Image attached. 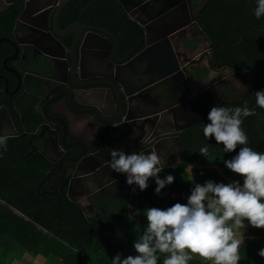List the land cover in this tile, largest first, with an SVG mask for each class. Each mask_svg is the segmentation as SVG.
Returning a JSON list of instances; mask_svg holds the SVG:
<instances>
[{
  "label": "water",
  "instance_id": "obj_1",
  "mask_svg": "<svg viewBox=\"0 0 264 264\" xmlns=\"http://www.w3.org/2000/svg\"><path fill=\"white\" fill-rule=\"evenodd\" d=\"M71 1L72 0H0V8H5L7 10L12 9L13 12L18 13L14 28L15 35L18 33L19 35L22 34L23 38H31L33 32L38 31L45 36L43 37L44 41H47L51 46L50 49H52V51L45 52L48 56L46 60L49 62L43 63V72H46L47 75H42V78L46 80L44 83H40L42 80L40 82H34L35 91L29 93L31 94L29 99L35 102L39 99L40 102V108L37 109L39 118L34 119V123H37L35 130H37V132L39 131V133L31 136V142H33L35 137V139L41 141L44 146L47 145L48 138L46 133H48V135L52 137L55 136L57 146L60 142L62 143L64 151L61 156L67 149L75 147L81 149L78 155H70L62 159L58 164V170L61 169L64 161H68V168H70L72 172V183L69 187L70 193L67 199L82 205L80 200L83 196L89 194L90 182L95 181L97 185L100 186L103 181L102 179H104L101 177L107 170L112 173L111 175H113L112 177L114 179L126 177L124 174L116 173L110 169L108 164L110 153L107 150H98L93 153L92 151H87L84 142L68 144L69 123L67 121V116L65 114L64 116L59 114L52 115L49 111V105L53 104V112L54 108L64 107L70 113H75L76 110L87 113L97 121L104 133L112 132V129H115L117 134H113L120 139H126L127 149H125V146H121L127 154L140 151L145 145L149 146L148 149L140 152L155 151L158 153L160 149L159 145L163 141L160 140L162 135L159 130V122L162 116L169 111L172 106L179 104V102H177L169 105L166 104L165 101L166 98L169 99L170 96L174 94L177 79L181 75L182 69L186 68L188 65H199L205 57L210 71H215V63L218 67L223 65L219 61L217 55V47L219 44H223V42H218L214 52H212L209 38L196 21L197 17H191L190 13H188L184 0H93L83 7L80 16L95 4L108 1L114 5L120 16L140 34L138 44L129 50L123 57H119L118 38L107 30L97 26H88L84 24L81 19L72 23L65 30L60 29L59 21L61 12ZM209 1L210 0H207L206 4L202 6L198 15L203 12ZM157 9H159V11L154 13ZM3 11L4 10L1 12ZM131 11L139 13L142 18L135 17ZM171 17L174 19H171ZM194 24L198 29V34L209 43V47L201 52L198 57H191L187 53L178 52L172 44L174 36L182 33L188 26ZM248 27L250 26L244 28L242 39ZM157 29L162 32L156 35L154 32ZM151 34L154 35L151 36ZM66 37H70L69 42L67 41L69 46L61 40ZM17 39L13 40L8 37L0 38V46L2 43L6 42L15 50V55L9 57V59L16 58L19 54V43L23 41ZM191 40L196 41L194 38H191ZM25 42L28 43V41ZM53 48L55 51H53ZM87 53L88 55L85 56ZM69 54L70 63L68 60ZM89 55H94L93 58L97 59V61H103L107 65V69L110 73L113 74L112 76L105 77L108 79V82L98 84L106 88L105 94L99 93L101 96H104L103 98L101 96L99 97V100L104 104H98V106L80 110L77 105L82 104L80 102L81 96L84 93H90L92 91L96 94V88L94 87L97 86V84L90 83L84 86L73 85L72 88H68L65 82H62L63 85L60 87L64 88V90L54 100L44 103L46 96L45 90L51 88L54 84L52 81L54 79L51 78L53 77L51 71L52 69L56 70V64L61 62L67 66L71 64L76 70V74L78 71L80 73V78L85 80L88 77H84L82 73L85 70L84 66H87L86 63L88 62ZM7 61L8 59L5 60V63ZM230 70L232 71V75L239 78L253 75L254 82L257 77L256 71L253 70H239L237 68H232ZM124 74L129 75H126L127 78L122 80ZM89 87H93V89L87 90ZM205 88L206 87L198 88V91L194 95H188L190 99L186 101L185 104L179 105L180 107L188 104L186 106L187 110L194 113L191 115L194 116V119H187L188 122L183 120L184 122L180 125V116L176 118V120L179 121L174 130L175 133H181L207 121L208 106L205 99V94H207ZM189 91L190 89H187L185 94H189ZM5 94L8 95L7 89L3 90L0 88V140L19 135V132L13 124L12 113L9 108L11 102L9 106L4 104L3 96ZM246 94L247 92L242 95V99L245 98ZM17 104L16 101L13 103L14 106H17ZM105 108H107L108 112H106ZM5 125H8V129H5ZM26 135L27 133L23 136ZM176 138L179 145V156L181 157L180 140L179 137ZM103 144H105V142H103ZM109 149L113 150L116 148L110 146ZM37 151L45 154L39 149H34L29 155L31 156L33 152L35 153ZM53 163H57V161ZM191 165L192 172L194 169H214L217 170L219 175L228 183L234 181L228 177L217 164L201 165L192 163ZM192 176L193 179L190 181L195 185L198 182L195 180L193 173ZM97 177H99V181ZM135 190H137V187L134 185L133 193H135ZM75 192H80L77 196L78 198L71 196V194ZM133 195L134 194H132L130 198L131 202L133 201ZM82 208L84 210L85 207L83 206ZM130 212V215L135 217L136 209H132Z\"/></svg>",
  "mask_w": 264,
  "mask_h": 264
},
{
  "label": "trees",
  "instance_id": "obj_2",
  "mask_svg": "<svg viewBox=\"0 0 264 264\" xmlns=\"http://www.w3.org/2000/svg\"><path fill=\"white\" fill-rule=\"evenodd\" d=\"M91 1L93 0H72L62 23L66 26L81 19L90 26L110 31L121 43L119 55H125L138 41L137 30L108 1L95 4L80 16L83 7ZM254 8L255 0H210L201 18L214 25L211 31L204 30L212 36V41L223 42L217 50L220 61L257 71L255 85L244 101L227 108L247 105L250 109H255V115L244 118L241 127L248 136L247 146L264 152V109L255 103V92L264 89V17L256 19L253 15ZM17 17L18 13L12 10L0 12V37L12 35ZM246 25L254 27L245 30L242 40L243 27ZM12 52L10 45H2L0 65L2 58ZM26 102L30 104L25 107L27 109L23 114L33 113L34 119H38L35 101L27 97ZM213 106L226 107L209 102L208 112ZM21 108L22 106L18 109L10 108L12 115L17 116L15 119L19 117L17 110ZM204 124L181 133L182 163L163 168L159 174L161 178L173 175L175 179L171 185L165 186L160 194H156L155 182L150 178L144 191H136L133 205L136 213L138 210L139 212L130 221L128 217L131 215L125 211L123 214L112 212L103 215L91 223L60 193L42 194L46 190L45 186H42L40 192L38 189L52 164L40 153L28 158L31 148L24 137L1 139L0 264H13L17 251L21 252L20 255L17 254L18 258L24 252L32 256L41 255L46 259V264L58 259L61 261L59 264H110V258L117 253L122 256L134 255L132 244L142 234L146 224L143 210L149 207L166 208L177 202H186V197L194 186L183 175V168L187 163L217 164L228 177L241 181V177L230 172L223 164L235 152L225 153L222 145H217L214 138L206 139L203 135ZM31 125L28 128L35 130L37 123ZM205 144L209 148L207 158L198 153ZM193 175L200 184L209 179L228 183L214 169H194ZM118 206L111 208L116 210Z\"/></svg>",
  "mask_w": 264,
  "mask_h": 264
},
{
  "label": "clouds",
  "instance_id": "obj_3",
  "mask_svg": "<svg viewBox=\"0 0 264 264\" xmlns=\"http://www.w3.org/2000/svg\"><path fill=\"white\" fill-rule=\"evenodd\" d=\"M253 15L256 19L264 17V0H255ZM255 103L264 109V89L255 92ZM253 115L255 109L247 105L213 106L203 127L206 139L214 138L225 153L235 152L223 164L242 182L209 179L192 186L185 203L144 209L146 224L132 244L135 254L117 253L110 258V264H158L160 254H164L162 264H188L194 257L204 264H239L240 249L245 245V221L247 226L264 229V152L247 146L248 136L241 127L243 119ZM198 153L207 158L208 145L202 146ZM108 164L111 170L125 175L128 185H135L140 191L148 187L152 178L156 185L154 192L160 194L175 179L171 174L160 177L166 161L155 151L126 154L113 149ZM183 169L184 177L192 180V165L187 163ZM258 255L264 258V247L258 250Z\"/></svg>",
  "mask_w": 264,
  "mask_h": 264
},
{
  "label": "flooded vegetation",
  "instance_id": "obj_4",
  "mask_svg": "<svg viewBox=\"0 0 264 264\" xmlns=\"http://www.w3.org/2000/svg\"><path fill=\"white\" fill-rule=\"evenodd\" d=\"M184 1L186 3V8H187L188 13H190L191 17H197L196 21L199 24V19H201V13H199L198 16H197V14H198L199 10L202 8V6L204 5V4L200 5L202 0H184ZM70 3L61 12L60 21H59V26H60L61 30L67 29L72 23L76 22V21H74V22H72L66 26H64V24L62 23V18L64 16V14L71 7ZM2 10L6 11L7 9L0 8V12ZM8 10H12V9H8ZM158 11H159V9H157L154 13H157ZM131 13L133 15H135V17L142 18L140 16V14L137 12L131 11ZM171 19H174V18L171 17ZM81 21L83 22V20H81ZM84 24L89 26V24H87V23H84ZM246 26H250L252 28L254 27L252 25H246ZM246 26H244L243 28H245ZM161 32L162 31L157 29L154 32V34L157 35ZM137 33L139 35V38H138L136 45L138 44L139 39H140V34L138 31H137ZM154 34H151V36ZM205 34H206V32H205ZM38 35H39L38 37H40V38L38 40H35L32 43L34 45V48H32V49H28V48L27 49H21V47H20V51H19L18 56L16 58L9 59V57L15 55V50L12 47L13 52L5 55L1 60L0 88H2L3 90L7 89L8 95L5 94L3 96V101H4V104L8 105V106L11 102L9 108L18 109L21 106L26 107L25 103L27 101V97L29 98V96L31 95L29 93H32L35 91L33 88L34 82H35L33 75H32L33 72L43 71L44 70L43 63L49 62L48 60H46V58L48 56L45 54V52L46 51H52V49H50L51 46L48 44L47 41H44V38H43V37H45L44 35H41V34H38ZM206 35L211 42L210 47L212 48L211 50L213 51L215 49L216 44L218 42H222V40L212 41V39H211L212 36H210L208 34H206ZM3 37H5V36H3ZM3 37H0V38H3ZM8 38H10V37H8ZM191 38L196 39V41L191 40ZM69 39H70V37H66V38H62L61 40H63L64 43L66 45H68L67 41L69 42ZM118 41H119V39H118ZM3 44L10 45V44L4 42L1 44L0 48L2 47ZM172 44H173L174 48L178 52H181V53H187L191 50L192 46H196L195 50H197V52L194 55V57H198L201 52L205 51L209 47V43L203 37H201L198 34V29L195 26V24L188 26V28L186 30H184L182 33L174 36V38L172 39ZM120 47H121V43L119 41V51H120ZM217 50H218V47H217ZM53 51H55L54 48H53ZM60 54H61V52H60ZM123 56L119 55V57H123ZM69 57H70V54H69ZM191 57H193V56H191ZM6 59H8V61L5 63ZM218 59H219V57H218ZM220 62L223 65L221 67H218L217 64L215 63V67H216L215 71H210L207 60L205 57L203 58V61L199 65H197V64L196 65H188V66H186V68L182 69V73L177 79V84L175 86L174 94L171 95L169 99L166 98V101H165V103L169 104V105L175 104L177 102H179V104L172 106L170 108V110L165 113V115L163 116V118L160 121L162 129H163V131H166L165 132L166 134L168 133L171 135V134L175 133L174 130L177 127L176 125H178V121H179V120H176V118H178L179 116H180L179 118L181 119V121H179L180 125H182V123L184 121L188 122L187 119H191V118L194 119V116H191L194 113L187 110L186 106L188 104L182 105L180 107H179V105L185 104V102L190 99L188 95L195 94L197 91L196 90L197 88L206 87L205 89L207 90L206 91L207 94H205V99H206L207 106H209V102H215L217 104L225 105L227 107V106L239 105L244 101L245 98L242 99V95L245 92H247V94H248V92L254 87L255 82L257 80V77L255 79V82L253 80V75H247L244 78L235 77L234 75H232V71L230 69L237 68L240 70V69H244V68L238 67L237 65H234L231 62H226V61H220ZM69 63H70V60H69ZM84 67H85V70L82 73V75L84 77H88L85 80L80 78V73L78 71L76 74V70L73 68V66H71V64H69L67 66V65L63 64V62L57 63L56 64V70L52 69V71H51V74L53 75V79L55 81H57V84L53 85L47 94L45 93L46 96H45L44 103H47L51 100H54L64 90V88H60L63 85L62 82H65L66 85H68L67 86L68 88H72L73 85L84 86V85H88L90 83L91 84H97V86L94 87V88H96L95 91L97 93H104L105 94V92H106L105 86L98 85V84L99 83L103 84V83L108 82V79L105 77L112 76L113 74L110 73V71L107 69H106L107 71L106 70L99 71L97 68H92V66L90 68L88 67V65L84 66ZM226 68H230V69H226ZM245 70L256 71L255 69H245ZM122 73H123V71H122ZM256 73H257V71H256ZM126 75H129V74H124L122 77V80L127 78ZM94 76H99V77H94ZM230 76H231V78L229 80ZM199 79H201V80H199ZM237 82H239L240 85L243 86L244 90L241 88L237 90V86H239ZM40 83H44V82L42 81ZM89 89H93V87H89L87 90H89ZM187 89H190V91L188 92L189 94L186 95L185 92ZM51 93H53V94H51ZM93 93H94V91H92L90 93H84L81 96L80 102L82 104L77 105V107L80 110H84L86 108H91L93 106H98V103H89L91 97L94 96ZM247 94H246V96H247ZM99 97H100V95L98 96V98ZM15 101L18 103L17 106L13 105V103ZM52 106H53V104H50L49 108ZM105 110H106V112H108L107 108H105ZM67 113L69 115L70 114L73 115V117H75V120H82V121L86 120V121H88V124L86 126L87 127L89 126L91 128L89 132H87L85 134L83 133L84 139H83V137L82 138H72V137H70V133H69L68 142H67L68 144H72L74 142H84L86 144L87 151H92L93 153H95L98 150L105 149L109 153L111 152L109 147H107L105 144H103V142L107 143L105 141V136H108V134L103 132L102 128L98 125L96 120L90 118V116L87 113L79 112L77 110L75 113H70L68 111H67ZM18 116H19L18 117L19 120H21L23 118L22 115L21 116L18 115ZM175 116H177V117H175ZM187 116H190V117H187ZM111 119H113V118H111ZM12 120H13L14 126H16L15 125V120H16L15 116L12 117ZM67 121L70 123L69 119ZM7 126L8 125H5V129H8ZM96 128H97V130H98V128L100 129L101 134L99 136H96V138L94 140H92L93 138H92L91 133H92V130L96 129ZM59 130H60V128H59ZM112 132L116 133L117 131L115 129H112ZM183 132H181V133H183ZM181 133H175V134H181ZM20 134L21 133H19V135ZM36 134H38V132ZM12 138H19V137H12ZM27 138H29V139H26V138L25 139L27 141L29 140L30 148H32V149H30V151H28V155H29V153L32 150L38 148L39 144H38V141H35V137L33 139V142H31L30 137H27ZM121 140L123 142H125L127 145L126 139L125 140L121 139ZM36 142H37V144H36ZM18 144H21V143H18ZM113 144H115V140L113 141ZM148 147H149L148 145L147 146L145 145L141 151L147 150ZM51 149L56 152L55 156L57 157V159H51L50 157L49 158L53 162L57 161V163H53L51 161L52 168L45 173V179L42 182V184L39 186L38 191L40 192L42 186H45L46 190L43 191L42 194L60 193L61 195H63L66 198L67 201H69L67 199V197L69 196L68 194L70 193L69 187H70V184L72 183V172L70 171V168H68V164H69L68 161L63 162L60 170H58L59 169L58 164L65 157H68L70 155H75V156L78 155L80 153L81 149L79 147L67 149L62 156H61V154L63 153L64 149H63L61 142H60V144H58V146H54V145H53V147L51 146ZM121 149H124V148H121ZM125 149H127V148H125ZM57 150H59V154H58ZM35 153H39V152L37 151ZM35 153L33 152V154H35ZM47 158L48 157L45 156L46 160H47ZM47 161H48V163H50L49 160H47ZM111 174L112 173H110L109 170H107L106 173L102 175L101 178H104V179H102L103 181L101 182L100 186L97 185V183L95 181L90 182L89 194H86L87 196H83L82 199L80 200L82 205L76 204L72 201H69V202L73 203V206L79 210L80 215L83 216L89 222L91 221V223H93L99 217L106 215V214H109V213H112V212L117 213V214H123V213H125V211H128V214H131L130 211L132 210V202L130 201V198H131L132 194H134L133 193L134 192V185H131V186L128 185L126 183V178H119L118 177V178L114 179L112 177L113 175H111ZM97 178L99 181V177H97ZM79 194H80V192H75V193H72L71 196H73L74 198H78L77 196ZM114 205H119L116 208V210H113L111 208V206H114ZM83 206L85 207L84 210L82 208Z\"/></svg>",
  "mask_w": 264,
  "mask_h": 264
},
{
  "label": "crops",
  "instance_id": "obj_5",
  "mask_svg": "<svg viewBox=\"0 0 264 264\" xmlns=\"http://www.w3.org/2000/svg\"><path fill=\"white\" fill-rule=\"evenodd\" d=\"M206 2H207V0H202V2L200 3V5H203V4L205 5ZM38 34H41L42 35L41 32L34 31L33 34L31 35V38H23L22 37V34L19 35L17 33L15 35L14 34V30H13V33H12L11 36H5V37H10V39H13V40H16L17 38L19 40H22L23 42L22 43H19L21 49H27V48L28 49H32V48H34V45L32 43L35 40H38L40 38V37H38L39 36ZM25 41H28V43H26ZM87 55H88V53L85 54V56H87ZM93 56L94 55H89L88 56V62L86 63V65H88L89 68L91 66H92V68H97L99 71L106 70L107 69V65L103 61H101V60H98L97 61V59L93 58ZM68 60H70V57L68 58ZM32 75H33V78H34L35 82H40L41 80L43 82H45L46 79L45 78H42V75H47V74H46V72H43V71H35V72H33ZM51 78L53 79V77H51ZM52 81L54 82L53 85L57 84V81H55V80H52ZM33 88H35V87H33ZM51 88H47L45 90V93L47 94ZM196 90L198 91V88ZM205 91H207V90L205 89ZM93 95L94 96L91 97L89 103H98L99 105H103L104 104L98 98V96L100 95L99 93H96V94L93 93ZM101 97L103 98L104 96H101ZM29 104H30L29 102H26L25 103V105L27 107H29ZM52 107L49 108V111L51 112L52 115L59 114V115L64 116V114H65L67 116V118L69 119L70 123L69 122L68 123H69V133H70V137H72V138H82L83 137V139H84V134L87 133V132H89L90 129H91L89 126L88 127L86 126L88 124V121H86V120H84V121H82V120H75V117H73V115H71V114L69 115L67 113L68 110L66 108H64V107L54 108V112L52 111ZM34 108H36V110L38 108H40L39 99L36 100L35 105H34ZM26 109L27 108H25V106H23L19 111L17 110L18 111L17 112L18 115H20V116L22 115L23 116V118L21 120H19L18 118L15 120L16 130L19 133H21V134L18 135V136H13V137H24L26 139H29L27 137H30V139H31V136L32 135H35L37 133L36 130H33V129L28 128L29 126H32L31 124H34V117H33V113L32 114H28V115L27 114L26 115L23 114ZM22 110H23V112H22ZM163 116H162V118H163ZM12 117H13V115H12ZM15 117H17V116H15ZM90 118L93 119V117H91V116H90ZM159 123H160V126H159L160 129L159 130H160L161 135H162V137L160 138V140H163V141L159 145L160 146V149L158 150V154L160 155L162 161H166V164H165V166L163 168L175 167V166H177V165H179V164L182 163V154H181V157H180L179 156V145H178V141L176 140L177 139L176 137H179V140H180V135L181 134H175L174 133V134H171L170 135V134L167 133V134L164 135V133L166 131H163L162 126H161V122H159ZM25 133H27V135L26 136H23ZM38 133H39V131H38ZM100 134H101V132H100V129L99 128H98V130H97V128L96 129H93L92 130V133H91L92 138H93L92 140H94L96 138V136H99ZM107 134H108V136H105V141L107 142V143H105V145L107 147H110V146L111 147H115L117 150H122V151H124V149H121V148H123L124 146L127 148L126 143L123 142L115 134H113V132H107ZM46 136L48 138L47 139L48 140V143L46 142L47 145H45V146L42 144L41 141H39L38 139H35V141H38V144H39V146H38L37 149H39L40 151H43L45 153V154H43L42 152H39L44 157L47 156L48 158L50 157L51 159H57V157L55 156L56 155L55 154L56 152L51 149V146L52 147H53V145L54 146H57L56 145V142H55V136L52 137L51 135H48V133H46ZM10 138H12V137H10ZM5 139H7V138H5ZM114 140H115V144H113V141ZM27 142H28V144L30 146L29 140ZM36 144H37V142H36ZM180 147H181V141H180ZM57 152L59 154V150H57ZM124 152L127 154L126 151H124ZM145 153H147V152H145ZM33 155H31V156H33ZM27 156H28V158L31 157L30 155H27ZM48 158H47V160H49L50 163H51V159L50 158L48 159ZM196 164H198V163H196ZM137 190H138V188H137ZM137 190H135V193H136ZM135 193H134V195H135ZM134 195L132 197L133 199H134ZM133 201H132V209H136V207L133 205L134 204ZM14 211H16V210H14ZM245 224H246V228L244 229L245 245L244 246L242 245L241 246V249H240L241 261H239V264H264V262H263L264 261V258H261L258 255V250L260 248L264 247V229H258V228H254V227H251V226H247V222L246 221H245ZM23 256H24V258L22 259L23 261L21 262V264H24L25 260H27V259H34L35 261L36 260H42V259H44V262L42 264H46L47 263L46 262V259L44 257H42L41 255L32 256L31 254H29L27 252H24V253L21 254V258ZM18 259L19 258H17V260H14L13 261L14 262L13 264L20 263L19 262L20 260L18 261ZM188 264H204V262L199 257H194L192 260L188 261Z\"/></svg>",
  "mask_w": 264,
  "mask_h": 264
},
{
  "label": "rangeland",
  "instance_id": "obj_6",
  "mask_svg": "<svg viewBox=\"0 0 264 264\" xmlns=\"http://www.w3.org/2000/svg\"><path fill=\"white\" fill-rule=\"evenodd\" d=\"M203 12H201V15H202ZM198 16V14H197ZM199 26L203 29V30H206L207 32L211 31V29L214 27V25L211 23V21H208L206 19H199ZM196 46H192L191 50L189 52H187V54H189V56H193L196 54L197 50H195ZM214 52V50L212 51ZM231 76L229 77V80H230ZM222 88V87H221ZM241 87L240 86H237V90L240 89ZM20 251H17L16 253V257L14 258V260H17L18 256L20 255ZM19 254V255H17ZM163 255L164 254H160V260L158 261V264H162V260H163ZM24 258V256L21 258L18 259V261L20 263L18 264H21V262L23 261L22 259ZM13 260V261H14ZM44 262V259L42 260H34V259H27L25 260L24 264H42ZM59 264V262L61 263V261L58 259V260H54L52 262H50L49 264ZM16 263V262H15ZM4 264H8L7 262H4Z\"/></svg>",
  "mask_w": 264,
  "mask_h": 264
}]
</instances>
